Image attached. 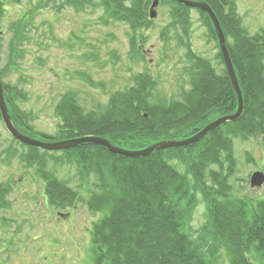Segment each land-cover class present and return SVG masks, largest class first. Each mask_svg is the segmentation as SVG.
<instances>
[{
	"label": "trees",
	"instance_id": "obj_1",
	"mask_svg": "<svg viewBox=\"0 0 264 264\" xmlns=\"http://www.w3.org/2000/svg\"><path fill=\"white\" fill-rule=\"evenodd\" d=\"M83 1L91 2L70 3L82 9ZM151 2L97 0L93 7L102 9L103 22H124L136 32L149 21ZM166 2L174 5L178 18L186 10L174 0ZM3 13L0 0V22ZM239 58L246 63L245 52ZM236 72L242 94L240 115L188 146L143 156L112 153L93 143L58 150L75 161L82 173L92 172L100 180L99 185L94 183L97 192L85 200L90 210L104 213L90 229L96 264H217L220 249L229 264H264V199L251 202L233 196L228 182L236 164L233 138L262 135L264 144V72L256 63L240 65ZM190 74V88L182 99L162 105L150 103L154 83L147 76L136 77L129 90L112 94L99 113H84L68 92L54 110L59 119L57 139L99 136L115 146L139 150L161 140L189 137L213 119L235 112L237 97L226 73L217 75L210 67L195 63ZM4 88L13 125L28 135L32 127L16 108L24 93L16 86L4 84ZM26 147L29 153L23 155L24 161L38 164L47 204L57 208L77 204L79 194L44 170L43 156L55 151ZM7 192L8 186L0 183V208L7 204ZM197 192L203 195L207 219L193 231L190 222ZM249 254L257 258L250 260Z\"/></svg>",
	"mask_w": 264,
	"mask_h": 264
},
{
	"label": "rangeland",
	"instance_id": "obj_2",
	"mask_svg": "<svg viewBox=\"0 0 264 264\" xmlns=\"http://www.w3.org/2000/svg\"><path fill=\"white\" fill-rule=\"evenodd\" d=\"M2 1L0 79L24 93L16 108L32 127L27 136L39 141H58L59 119L54 110L68 92L84 113H99L112 94L129 90L136 77L147 76L154 83L149 93L153 105L182 99L189 90L190 65L194 64L186 62L192 59L186 58L190 52L186 41L194 54L211 62L216 74L226 73L204 18L189 9L184 10L186 18H178L174 5L166 0H160L156 16L136 32L124 22H103L102 9L93 7L97 0L83 1L82 9L70 0ZM254 13L261 14L255 16L260 20L264 8L251 10ZM14 22L17 27L13 28ZM231 41L227 39L229 46ZM233 149L231 194L251 202L263 200L264 183L259 189L249 187L250 175L264 172L262 135L247 140L235 137ZM27 153L26 145L14 140L0 121V183L8 186L7 204L0 208V264H96L90 229L104 213L90 210L85 200L97 192L94 183L99 185V178L92 172L82 173L75 161L59 151L43 156L44 170L79 194L73 206H49L38 164H27L23 157ZM37 155L41 157L40 152ZM206 219L204 198L197 192L191 229L198 231ZM219 251L216 263L229 264L224 250ZM249 255L250 260L257 258Z\"/></svg>",
	"mask_w": 264,
	"mask_h": 264
},
{
	"label": "water",
	"instance_id": "obj_3",
	"mask_svg": "<svg viewBox=\"0 0 264 264\" xmlns=\"http://www.w3.org/2000/svg\"><path fill=\"white\" fill-rule=\"evenodd\" d=\"M178 4L184 5L186 7H193L198 8L201 10H204L209 17L211 18L213 22V26L216 32V36L218 39V44L220 47V52L223 57V61L226 67L227 76L230 80V84L235 91L236 97H237V108L236 111L233 114H226L221 117L216 118L215 120L207 123L201 130L196 132L195 134L184 138L180 140H161L158 142H155L145 148L139 149V150H127L123 149L117 146H114L111 144L107 139L99 136H84L79 137L75 139H68V140H61L56 142H42L36 139H33L31 137H28L21 132H19L15 126L13 125L11 118L8 113V109L6 107L4 96H3V86L0 81V114L2 118L3 125L7 132L17 141L33 147H38L42 150L46 151H52V150H63L67 148H71L75 145H78L80 143H93L96 145H100L102 147H105L107 150H109L112 153L126 155V156H143L147 155L153 151H162L169 148L174 147H185L188 146L196 141H198L200 138L205 136L208 132L214 130L218 126H220L223 123L226 122H232L235 119L238 118V116L241 113L242 110V94L238 85L237 77L233 68V65L230 60V56L228 54V51L224 44V36L222 34L221 28L219 26L218 20L216 19L213 12L210 10V8L201 2H195L191 0H174ZM158 5V0H153L150 8H149V17L154 18L156 16V7ZM264 182V174L260 171H255L251 174L249 179V186L251 188H258L260 187Z\"/></svg>",
	"mask_w": 264,
	"mask_h": 264
},
{
	"label": "flooded vegetation",
	"instance_id": "obj_4",
	"mask_svg": "<svg viewBox=\"0 0 264 264\" xmlns=\"http://www.w3.org/2000/svg\"><path fill=\"white\" fill-rule=\"evenodd\" d=\"M191 1L201 2L206 4L215 15L216 19L218 20L219 26L221 28L222 34L224 36L225 47L228 51L231 63L235 70L238 69L240 65L253 66V64L256 63L264 72V14L260 20H255V16L258 17L261 14L258 13L251 14V10L253 12L257 9L263 10L264 0H261V3L259 5L256 4V0H191ZM239 4L240 6H242V13L244 15L246 14L245 15L246 23L244 24V26H243L244 19H242V13L238 14ZM188 9L196 10L204 18V20L206 21L205 24L210 33L209 35L212 37L213 41L216 42L215 45L217 47V51L219 50V55L221 56V59L223 61V57L220 52V47L218 44V39L213 26V22L209 17V15L204 10L198 8L186 7V11ZM182 16L186 18L184 14ZM227 39H229L230 41L232 40L231 41L232 44H230V46L227 43ZM190 45L191 44H189L186 41L185 47L188 49V51L190 50V52L186 54V58L189 57L192 58L191 60L186 59L187 60L186 62L187 63L193 62L194 64L196 63L202 66H208L214 70V68L211 66L212 65L211 62L202 56H198L194 54V50ZM243 52H245V54L247 55V59H245V61L248 65L246 63H242V60L239 58V54ZM217 57H218V53H217ZM194 64L190 66L193 67ZM225 71H226V67H225ZM226 75H227V71H226ZM191 79L192 77L190 78V81ZM190 81H189V88H190ZM232 92L234 97H236L233 88H232Z\"/></svg>",
	"mask_w": 264,
	"mask_h": 264
}]
</instances>
